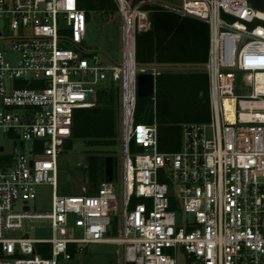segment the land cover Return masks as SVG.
Listing matches in <instances>:
<instances>
[{"label":"built area","instance_id":"1","mask_svg":"<svg viewBox=\"0 0 264 264\" xmlns=\"http://www.w3.org/2000/svg\"><path fill=\"white\" fill-rule=\"evenodd\" d=\"M115 2L120 66L84 51L79 0H0L9 31H0V134L20 140L0 162V264H59L72 245L79 256L107 241L124 244L125 264H264V11L251 0ZM156 9L209 25L210 120L184 124L177 151L160 150L156 122L135 119L137 75L149 71L136 61V37ZM108 78H122L123 199L115 176L95 193L59 194L75 111L94 105ZM41 184L52 185L51 210H18ZM33 221H49L52 236L7 235Z\"/></svg>","mask_w":264,"mask_h":264},{"label":"trees","instance_id":"2","mask_svg":"<svg viewBox=\"0 0 264 264\" xmlns=\"http://www.w3.org/2000/svg\"><path fill=\"white\" fill-rule=\"evenodd\" d=\"M79 3L87 11L89 22L93 12H101L107 16L118 15L115 0H79ZM152 21V28L138 33L136 37L138 65H189L196 69L159 70L156 74L155 95L137 97L135 119L137 122H156L160 150L177 151L181 148L184 124L210 120L209 76L205 70L209 50V25L204 20L165 9H156L152 13ZM120 111L122 112L120 89L114 85L100 86L94 96V105L75 111L72 136L65 143L64 151L70 150L77 138H83L93 147L120 145ZM108 151L111 155L114 153L110 149ZM113 156L115 170L117 157ZM4 157L0 156V162ZM104 158L105 156L100 157L96 153L89 155L88 174L92 183L90 193H95L105 178ZM114 176L116 177V170ZM38 248L42 250L41 245ZM71 251L73 258L77 257L73 245ZM44 254L49 255V252L46 250ZM1 256L3 250L0 245Z\"/></svg>","mask_w":264,"mask_h":264},{"label":"rangeland","instance_id":"3","mask_svg":"<svg viewBox=\"0 0 264 264\" xmlns=\"http://www.w3.org/2000/svg\"><path fill=\"white\" fill-rule=\"evenodd\" d=\"M163 3L171 4L179 7L182 0H160ZM0 31L8 34L7 24L4 19H0ZM122 23L119 15L107 16L101 12H93L92 19L88 23L86 37L82 43L86 53H97L100 61L105 65H122ZM3 42H0V48ZM196 67L184 66L178 71H193ZM105 85L118 87L122 92V78L116 80L108 78ZM120 116L122 112L120 111ZM122 128L120 145L109 147H93L89 146L83 138L74 140L73 147L70 150L63 151L59 162V179L58 193L59 194H74V193H90L92 183L89 181L88 164L89 155L97 154L100 157L111 155L108 149L114 151L112 155H116V177L117 195L119 200L123 199V184L121 179L123 168V144H122ZM20 140H15L11 136L0 134V156L11 155L14 152L15 146L19 145ZM99 149V150H98ZM96 150V151H95ZM95 151V152H94ZM134 155V154H133ZM105 159V158H104ZM105 161V160H104ZM114 170V172H115ZM37 198L29 201H19L16 205L18 210L27 209L31 212L44 213L51 210L52 206V185L41 184L37 188ZM73 217L70 218V225H73ZM79 234V229L77 230ZM118 234L117 222L112 223L111 232L108 236ZM8 236L20 237L23 235L37 238H49L52 236V229L49 221H33L27 224L24 231H8ZM124 244L121 242H99L89 244L86 251L81 255L65 259L60 258L59 264H125L123 258ZM180 261V258H179Z\"/></svg>","mask_w":264,"mask_h":264},{"label":"water","instance_id":"4","mask_svg":"<svg viewBox=\"0 0 264 264\" xmlns=\"http://www.w3.org/2000/svg\"><path fill=\"white\" fill-rule=\"evenodd\" d=\"M251 3L257 9L264 11V0H251ZM156 75L150 71H142L137 75L138 96L146 97L155 94ZM3 150V147L0 148ZM114 178V156L105 157V179L112 181Z\"/></svg>","mask_w":264,"mask_h":264},{"label":"crops","instance_id":"5","mask_svg":"<svg viewBox=\"0 0 264 264\" xmlns=\"http://www.w3.org/2000/svg\"><path fill=\"white\" fill-rule=\"evenodd\" d=\"M186 65L183 66H157V64H151L149 66H146L145 68H147L149 71H159V70H174V71H178L177 69L184 67ZM4 149V148H3Z\"/></svg>","mask_w":264,"mask_h":264},{"label":"bare ground","instance_id":"6","mask_svg":"<svg viewBox=\"0 0 264 264\" xmlns=\"http://www.w3.org/2000/svg\"><path fill=\"white\" fill-rule=\"evenodd\" d=\"M125 70L127 78L131 80L133 78V67L129 64Z\"/></svg>","mask_w":264,"mask_h":264}]
</instances>
